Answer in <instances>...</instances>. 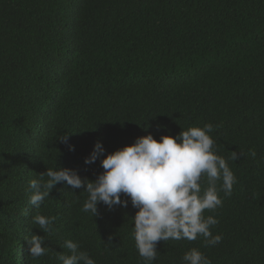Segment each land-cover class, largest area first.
Returning a JSON list of instances; mask_svg holds the SVG:
<instances>
[{
    "label": "trees",
    "instance_id": "1",
    "mask_svg": "<svg viewBox=\"0 0 264 264\" xmlns=\"http://www.w3.org/2000/svg\"><path fill=\"white\" fill-rule=\"evenodd\" d=\"M208 123L236 178L203 213L222 240L159 241L152 264H184L191 248L211 264H264V0H0V264H61L65 240L96 264H145L130 200L92 217L83 187L58 184L36 209L29 181L52 167L94 180L96 141L109 153ZM36 214L56 218L49 232ZM32 233L45 255H29Z\"/></svg>",
    "mask_w": 264,
    "mask_h": 264
},
{
    "label": "clouds",
    "instance_id": "2",
    "mask_svg": "<svg viewBox=\"0 0 264 264\" xmlns=\"http://www.w3.org/2000/svg\"><path fill=\"white\" fill-rule=\"evenodd\" d=\"M213 130V125L208 123L181 130L175 137L161 135L159 140L148 133L109 153L98 140L84 159L85 164L100 160L103 171L94 180L82 178L72 168H46L29 181V204L39 209L58 184H66L70 189L83 187L87 199L81 210L91 213L92 217L99 214V203L112 209L114 206L127 207L130 200L137 209L132 217L133 235L145 264H152L157 257L159 241H194L202 236L206 246H215L222 240L221 235H213L211 231L218 220L211 215L205 217L203 213L222 205L219 192L222 190L230 195L236 178L225 158L214 148L215 141L210 135ZM60 139L68 144L67 136ZM68 147L74 150V146L69 144ZM238 158L233 151L231 159ZM204 178H207L206 188L202 187ZM122 195L127 199H122ZM55 219L36 214L32 222L47 233ZM25 242L33 258L48 251L42 235L32 233L25 237ZM63 247L68 254L58 255L61 264H96L87 251L80 250L77 242L65 240ZM182 260L184 264H211L197 248L186 251Z\"/></svg>",
    "mask_w": 264,
    "mask_h": 264
}]
</instances>
